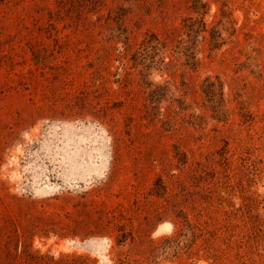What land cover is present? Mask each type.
<instances>
[{"label":"rangeland","instance_id":"374dc122","mask_svg":"<svg viewBox=\"0 0 264 264\" xmlns=\"http://www.w3.org/2000/svg\"><path fill=\"white\" fill-rule=\"evenodd\" d=\"M0 264H264V0H0Z\"/></svg>","mask_w":264,"mask_h":264},{"label":"bare ground","instance_id":"6f19581e","mask_svg":"<svg viewBox=\"0 0 264 264\" xmlns=\"http://www.w3.org/2000/svg\"><path fill=\"white\" fill-rule=\"evenodd\" d=\"M162 228H163V229H164V228H166V227H165V225H164V226H162Z\"/></svg>","mask_w":264,"mask_h":264}]
</instances>
